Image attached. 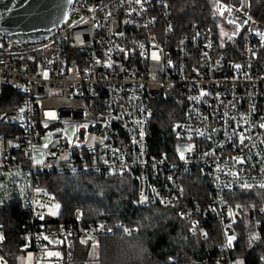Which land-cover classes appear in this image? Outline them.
Returning <instances> with one entry per match:
<instances>
[{
    "label": "built area",
    "instance_id": "built-area-1",
    "mask_svg": "<svg viewBox=\"0 0 264 264\" xmlns=\"http://www.w3.org/2000/svg\"><path fill=\"white\" fill-rule=\"evenodd\" d=\"M187 1L72 0L66 20L44 40L0 31V98L5 87L18 96L0 116L15 125L0 135V205L20 204L32 264H62L52 246L63 239L134 231L89 221L80 210L58 226L49 222L61 208L42 177L85 173L127 175L136 205L178 207L190 233L203 239L215 224L218 259L233 264L244 209L225 196L264 194V18L253 9L264 10L252 0H196L209 23L181 21ZM170 97L182 118L171 153H155L150 116ZM194 188L198 196L189 197Z\"/></svg>",
    "mask_w": 264,
    "mask_h": 264
},
{
    "label": "trees",
    "instance_id": "trees-1",
    "mask_svg": "<svg viewBox=\"0 0 264 264\" xmlns=\"http://www.w3.org/2000/svg\"><path fill=\"white\" fill-rule=\"evenodd\" d=\"M195 2L181 4L183 12L178 18L209 23V17L199 11ZM252 4H259L258 8L264 10V3L252 0ZM253 14L264 18L255 9ZM15 100L18 96L10 87H5L0 98V116L4 110L13 108ZM182 110L180 102L171 97L154 105L150 116V140L155 153H171L175 141L173 127L182 118ZM14 127V124L0 121V135L13 131ZM41 185L60 203L59 216L49 221L55 226L70 219L74 210H80L89 221L100 218L109 224L123 223L134 230L131 233L116 230L112 235L91 239L70 237L56 242L52 247L57 250L62 264H195L218 259L220 231L215 224L203 239L190 233L188 224L178 215V207L136 205L134 185L125 174H49L42 177ZM198 191L194 188L187 193L189 197L198 196ZM225 197L244 209L242 221L235 225L233 257L240 264H261L264 194L237 189ZM20 214V204L16 200L0 205V226L3 228L0 257L5 258L7 264H21L19 258L27 251L20 237Z\"/></svg>",
    "mask_w": 264,
    "mask_h": 264
},
{
    "label": "water",
    "instance_id": "water-1",
    "mask_svg": "<svg viewBox=\"0 0 264 264\" xmlns=\"http://www.w3.org/2000/svg\"><path fill=\"white\" fill-rule=\"evenodd\" d=\"M72 0H0V31L20 41H40L68 17Z\"/></svg>",
    "mask_w": 264,
    "mask_h": 264
},
{
    "label": "rangeland",
    "instance_id": "rangeland-1",
    "mask_svg": "<svg viewBox=\"0 0 264 264\" xmlns=\"http://www.w3.org/2000/svg\"><path fill=\"white\" fill-rule=\"evenodd\" d=\"M259 5V4H258ZM257 6V5H256ZM78 13L77 12H74L72 14V17H78ZM75 125H71L68 127V129L66 130V133L67 134H71L72 132L75 131ZM51 135L48 134L45 139H50ZM181 149H189V146L186 145L184 147H182ZM36 154V159H35V162L36 163H39V160H40V157L38 156V151L35 152ZM92 242H95V241H92ZM19 262L22 264V263H26V264H31V253L30 251H24L23 254H21L20 258H19ZM37 264H56L52 261H46V262H38ZM195 264H227L226 262H223L219 259L217 260H213V261H203V262H200V263H195ZM233 264H240L235 258H233Z\"/></svg>",
    "mask_w": 264,
    "mask_h": 264
},
{
    "label": "snow or ice",
    "instance_id": "snow-or-ice-1",
    "mask_svg": "<svg viewBox=\"0 0 264 264\" xmlns=\"http://www.w3.org/2000/svg\"><path fill=\"white\" fill-rule=\"evenodd\" d=\"M136 2L139 3V2H141V0H136ZM221 14H223V13H221ZM154 58H155V59H158V57H156L155 55H154ZM237 67H239V65H237ZM46 75H47V73H45V76H46ZM260 127L264 128V124L260 125ZM244 140H245V137H244V136H241V137H240V142L243 143ZM190 150H191V149L189 148V151H190ZM183 158H184L183 153H181V159H183ZM238 162H239V163H244V160L239 159ZM57 207H58V206H57ZM231 239H232V238L230 237V238H229V243H231ZM49 255H51V253H50Z\"/></svg>",
    "mask_w": 264,
    "mask_h": 264
},
{
    "label": "crops",
    "instance_id": "crops-1",
    "mask_svg": "<svg viewBox=\"0 0 264 264\" xmlns=\"http://www.w3.org/2000/svg\"><path fill=\"white\" fill-rule=\"evenodd\" d=\"M43 262H46V261H43ZM41 263V262H40ZM22 264H26V263H22ZM31 264H32V260H31Z\"/></svg>",
    "mask_w": 264,
    "mask_h": 264
}]
</instances>
